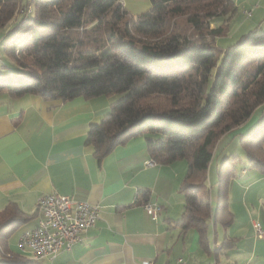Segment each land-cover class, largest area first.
<instances>
[{"label":"trees","instance_id":"1","mask_svg":"<svg viewBox=\"0 0 264 264\" xmlns=\"http://www.w3.org/2000/svg\"><path fill=\"white\" fill-rule=\"evenodd\" d=\"M150 1L147 13L133 16L121 0H0L3 52L12 61L1 64L6 71H0V94L62 102L118 96L89 128L93 156L100 163L118 145L158 134L147 139L154 163H188L180 185L184 213L176 227L197 230L209 250V165L220 141L259 108L256 125L234 136L249 167L264 173V31L255 28L237 43L219 46L230 33L235 0ZM238 159L228 157L219 167L215 225L233 221L229 192ZM149 197L148 190L137 192L143 206ZM37 216L16 204L0 210V264L47 260L10 249L11 238Z\"/></svg>","mask_w":264,"mask_h":264},{"label":"crops","instance_id":"2","mask_svg":"<svg viewBox=\"0 0 264 264\" xmlns=\"http://www.w3.org/2000/svg\"><path fill=\"white\" fill-rule=\"evenodd\" d=\"M121 1L133 16L152 7L150 0ZM235 3L237 12L230 25L236 21L239 39L255 28L264 30V0ZM115 100L102 96L62 102L34 96L12 99L0 94V210L16 204L23 212L34 214L40 197L54 193L75 195L100 209L95 227L83 233L77 245L43 264H180L181 260L185 264H264V238H257L253 228L254 222L264 228L263 206L260 198L251 196L260 179L244 180L250 170L243 168L240 180L233 179L228 205L233 214L231 225L214 224L219 167L228 157L241 158L236 152L239 135H234L254 123L250 120L232 137H224L209 165L212 218L207 250L197 230L182 233L176 227L184 213L180 185L188 164L154 163L147 139L160 136L146 132L132 138L100 163L93 156L87 145L89 128L111 111ZM15 118H20L17 124ZM148 161L153 164L147 165ZM139 190H148V203L160 207L157 221L138 202ZM37 217L11 238L12 252H20L18 242L36 226ZM226 240L234 246L224 248Z\"/></svg>","mask_w":264,"mask_h":264},{"label":"built area","instance_id":"3","mask_svg":"<svg viewBox=\"0 0 264 264\" xmlns=\"http://www.w3.org/2000/svg\"><path fill=\"white\" fill-rule=\"evenodd\" d=\"M251 15L252 12H248ZM153 164L148 161L147 165ZM145 209L153 221L159 218L160 207L146 204ZM36 226L25 232L19 242V249L31 254L35 260H53L61 252L71 250L82 238V234L95 227L100 218V209L75 195L58 193L40 197L37 204ZM255 236L264 238L260 223L254 222ZM180 264H185L182 260Z\"/></svg>","mask_w":264,"mask_h":264},{"label":"rangeland","instance_id":"4","mask_svg":"<svg viewBox=\"0 0 264 264\" xmlns=\"http://www.w3.org/2000/svg\"><path fill=\"white\" fill-rule=\"evenodd\" d=\"M258 1V0H257ZM222 23V20L221 19H216V24H221ZM236 21H234L233 22V24H231L230 25V31H231V34H230V36L229 37H227V38H225V39H223L222 41H220L219 43L220 44H218L219 46H228V45H230V44H235V43H237L238 41L237 40H239V36H240V34H238V35H235V33L238 31L237 29H236ZM262 30V29H261ZM264 31V30H263ZM3 30H0V71H2V72H5L6 71V69L5 68H2V63L3 62H5L7 65H9V66H12V61L11 60H9L6 56H5V54H4V52H3V49H4V47H3V43L5 42V40H6V37H7V35L4 37V36H2L3 35ZM11 33V32H10ZM7 34V33H6ZM117 98H118V96H116ZM261 115H262V108H259L255 113H254V115H253V117L250 119L251 120V123H257V121H258V119L261 117ZM256 125V124H255ZM152 136H156V137H158L157 135L158 134H151ZM161 137L162 138H164L162 135H161ZM238 154H242V156H241V160H236L235 161V165H236V167H235V169H233V171H234V173H235V180H240V177H241V172H242V170H243V168H246V169H248V170H250V174L248 175V177H246V179H244V180H246V181H248V182H250V181H253V180H259V181H257L258 183H257V185L255 186V188H253L252 190H254V191H256V192H254L251 196L253 197V199H257V198H260L261 199V204H262V214H263V216H264V173L263 172H261L259 169L257 170V169H252V168H250L249 167V160L247 159V157L245 156V154H244V152H243V150H242V145L240 144V141L238 142V149H237V151H236ZM187 163L186 161H184V160H181V161H179L178 163H177V165L178 164H182V163ZM188 164V163H187ZM185 166V165H184ZM216 169H217V167H216ZM257 175V176H256ZM220 176V175H219ZM242 180H243V178H242ZM206 186H207V188L208 189H210V184H209V182H207V184H206ZM184 203H185V201H184ZM263 228V227H262ZM220 229V231H221V229L222 228H219ZM263 230H264V228H263ZM211 240V239H210Z\"/></svg>","mask_w":264,"mask_h":264},{"label":"bare ground","instance_id":"5","mask_svg":"<svg viewBox=\"0 0 264 264\" xmlns=\"http://www.w3.org/2000/svg\"><path fill=\"white\" fill-rule=\"evenodd\" d=\"M22 253H25V249H19Z\"/></svg>","mask_w":264,"mask_h":264}]
</instances>
